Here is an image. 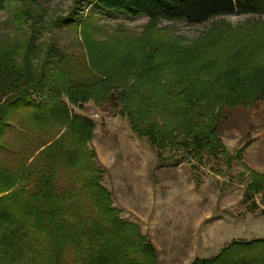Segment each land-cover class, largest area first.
<instances>
[{
	"label": "trees",
	"instance_id": "16d2710c",
	"mask_svg": "<svg viewBox=\"0 0 264 264\" xmlns=\"http://www.w3.org/2000/svg\"><path fill=\"white\" fill-rule=\"evenodd\" d=\"M87 1L147 18L139 37L121 28L103 40L96 39L100 30L90 12L63 18L80 26L94 71L83 60L68 68L66 57L51 59L34 49V28L27 44H0V150L11 155L0 162V264H158L138 226L112 207L87 146L95 123L73 107L113 100L132 133L165 161L160 150L166 147L199 157L225 154L217 132L222 112L264 101L263 23L215 29L191 45L157 26L161 20L202 24L231 13L260 15L264 0ZM27 4L0 0V9L25 19L33 12ZM32 56L40 59L32 63ZM9 131L18 133L14 141L5 140ZM242 166L249 174L245 204L264 193V172ZM191 264H264V239L231 241Z\"/></svg>",
	"mask_w": 264,
	"mask_h": 264
},
{
	"label": "rangeland",
	"instance_id": "374dc122",
	"mask_svg": "<svg viewBox=\"0 0 264 264\" xmlns=\"http://www.w3.org/2000/svg\"><path fill=\"white\" fill-rule=\"evenodd\" d=\"M27 5L33 12L25 19L0 9V44H27L34 28L32 47L51 59L66 57L63 66L68 68L82 60L92 67L80 26L74 29L70 22L75 20L70 17L69 23L63 21L69 13L94 15L93 25L100 30L98 40L117 36L121 28L139 37L147 24L144 16L103 11L87 0H28ZM258 23L264 24V13L219 15L202 24L161 20L157 26L165 29L167 36L181 37L183 45H191L215 29L253 27ZM39 59L31 57L32 63ZM89 70L94 71L93 67ZM72 110L95 123L87 146L94 151L102 170L101 184L110 193L119 217L136 224L153 245L158 264H191L196 259L213 257L231 241L264 239V220L257 221L264 216V193L242 203L249 178L242 165L264 172V101L222 112L217 132L225 154L233 157L230 162L223 153L216 158L199 157L170 147L160 150L167 160L158 161L155 149L132 133L113 100L100 106L89 100ZM17 136L16 131H9L5 140L11 142ZM10 157V153L0 150V162Z\"/></svg>",
	"mask_w": 264,
	"mask_h": 264
},
{
	"label": "crops",
	"instance_id": "0c3cea01",
	"mask_svg": "<svg viewBox=\"0 0 264 264\" xmlns=\"http://www.w3.org/2000/svg\"><path fill=\"white\" fill-rule=\"evenodd\" d=\"M261 219L264 220V216L259 217V219H258L257 221H259V220H261ZM219 252H220V250H218V252H216L215 255H217ZM215 255H214V256H215Z\"/></svg>",
	"mask_w": 264,
	"mask_h": 264
}]
</instances>
